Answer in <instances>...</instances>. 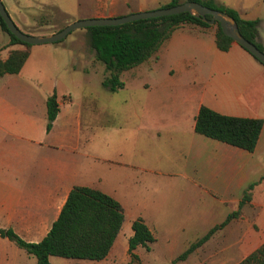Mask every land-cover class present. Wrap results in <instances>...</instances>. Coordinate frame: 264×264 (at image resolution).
Masks as SVG:
<instances>
[{
	"label": "crops",
	"instance_id": "obj_1",
	"mask_svg": "<svg viewBox=\"0 0 264 264\" xmlns=\"http://www.w3.org/2000/svg\"><path fill=\"white\" fill-rule=\"evenodd\" d=\"M171 1L92 0L88 6L82 4L80 10H70L69 20L59 28L51 27L47 34L71 21L119 17L152 10ZM214 1L234 9L243 19H257L256 40L264 52V14ZM213 32L212 26L183 25L175 29L150 57L149 71L154 75L165 58L170 61L164 65L169 76L174 71L190 69L188 64L191 63L198 76H203L202 71L207 70L201 88L181 97H171L173 101L180 98L181 109L162 115L148 110L128 112L141 120L132 127H117L111 144L107 140L104 142V133L97 139L95 157L113 166L111 175L114 181L125 184L123 188H129L127 185L136 179L156 183V194L145 193L143 197L148 205L139 198L146 212L160 213V198L168 194L191 199L192 205L173 207L175 218L163 224L150 217L141 218L153 235L152 242L157 240L158 229L167 250L180 245L185 249L238 209L235 216L214 230L184 259L175 260V264H185L191 257L195 260L193 264H236L264 242V179L259 180L264 173V66L234 42L226 51L218 50ZM82 36L88 45L86 31L75 33L71 44ZM5 45L6 51L0 50L2 59L8 49L21 47L9 45L8 38ZM35 46H30L17 73L0 76V231L11 230L26 242H37L47 233L73 185L95 188L86 182L87 174V177L81 174V157L91 156L80 144L81 110L72 106L68 97L58 98L55 80H41L42 74L36 70L45 64H35V54L50 52V49ZM174 48L185 51L195 48L200 54L203 52L204 59L208 58L209 62L201 64L200 55L201 63L196 64L194 59L199 54L193 52L188 56L183 51L182 55H174ZM91 53L93 55V51ZM90 61L99 63L94 58ZM150 84L145 80L141 87L146 89ZM52 93L56 96L58 109L51 127L46 130L45 100ZM200 105L225 115L260 118L262 126L253 150L247 151L196 133L194 117ZM252 183L255 184L250 199L238 207L243 191ZM95 189L114 198L122 212L123 201L126 202L130 195L135 197L131 192L117 195L111 190ZM248 215L253 216L249 218ZM119 231L120 228L105 257L91 261L106 262L109 256L112 260L115 258L112 248ZM131 233L130 228L125 238V261L129 256L127 239ZM137 247H144L138 245L132 250L139 257ZM22 254L27 253L0 234V264L35 263V259L34 262L21 260ZM51 257H48L50 264Z\"/></svg>",
	"mask_w": 264,
	"mask_h": 264
},
{
	"label": "rangeland",
	"instance_id": "obj_2",
	"mask_svg": "<svg viewBox=\"0 0 264 264\" xmlns=\"http://www.w3.org/2000/svg\"><path fill=\"white\" fill-rule=\"evenodd\" d=\"M7 12L9 18L14 25L24 34L27 35H47L48 30L59 28L64 22L69 20L70 10H80L81 5H89L92 0H0ZM169 0H158L160 3L168 2ZM177 2L181 0H176ZM224 3H229L232 6H237L239 10L264 14V0H220ZM79 5V6H77ZM161 6V5H160ZM79 7V8H78ZM72 22V21H71ZM70 23V22H69ZM68 24V23H67ZM85 28L71 30L64 38L51 42L36 44L35 47L50 49V52L35 54V64L44 63L43 67H38L36 72L42 74L41 80H55L57 86L58 98L66 96L70 99L71 105L76 106L81 110V147L85 148L91 156L82 158L81 174H87L86 182L93 187L100 189L111 190L117 195L131 192L135 195L129 196L124 203L123 220L121 222L120 231L115 241V246L112 252L116 253L112 260L110 256L106 258V262H96L86 259L63 258L58 256L51 257V264H171L172 259L180 253L183 246L169 247L167 250L164 246V240L157 229V240L149 244L148 250L137 247L135 258L127 256L125 261V238L130 231V222L142 216L153 218L159 224L170 221L175 218L173 207L181 205H192L191 199L176 198L173 195L162 196L160 206L162 211L158 214H151L145 211V206L142 205L139 198H143L145 193L155 195L154 188L156 183L143 182L136 179L135 182L123 188L125 185L122 182L114 181L110 170L113 168L111 164L97 159L96 146L98 135L104 133V142L107 140L109 144L113 141L114 131L117 127L125 128L132 127L135 122L141 120L128 114V112L138 110H148L162 115L174 109H181L182 102L179 99H173L172 96H183L190 94L189 92L201 88L203 76H198L195 70L187 69L184 72L174 71L171 76L166 72V64L170 61L165 58L163 64L156 70V74H151L149 71V63L152 59L145 60L137 64L133 68L123 70L119 74V79L122 82V87L114 91L108 90L101 85V80L105 75V69L102 64L92 63L90 60L94 58L86 44L85 37H78L73 44L75 33H83ZM8 38L7 34L0 30V49L4 53L6 51L5 41ZM89 47V48H88ZM174 55L183 54L182 49L174 48ZM199 54L196 64L208 63L209 59L205 58L203 52L197 51L195 48L186 49L184 55ZM91 53V54H90ZM76 58V59H75ZM76 61H75V60ZM186 66V65H185ZM171 78V79H169ZM166 79V80H163ZM168 79V80H167ZM151 82V86L144 89L141 87L142 81ZM159 83V81H161ZM156 82V85L153 83ZM104 127V128H103ZM163 191L168 190L164 187H159ZM124 195V194H123ZM142 200L147 202L145 198ZM150 205V204H149ZM249 218L253 215H248ZM23 253V252H22ZM24 262H34V257L28 254H22ZM179 262V261H178ZM193 257L189 258L185 264H193ZM176 263V262H175ZM174 262L172 264H175Z\"/></svg>",
	"mask_w": 264,
	"mask_h": 264
},
{
	"label": "trees",
	"instance_id": "obj_3",
	"mask_svg": "<svg viewBox=\"0 0 264 264\" xmlns=\"http://www.w3.org/2000/svg\"><path fill=\"white\" fill-rule=\"evenodd\" d=\"M190 1L221 10L230 15L235 20L239 33L260 51H263L262 46L256 40L257 19H243L234 9L216 3L214 0ZM176 3H178L176 0H172L159 7H167ZM209 17V15H205V18L209 19ZM183 25L212 26L215 46L220 51H226L232 42L231 38L221 32L217 22L207 24L200 17H195L187 12L138 19L118 25L85 27L87 43L93 50L94 59L103 64L106 72L101 80V85L111 91L122 87L119 74L152 57L161 43L169 38L175 29ZM0 30L7 34L9 45L18 44L21 46L8 49L6 57L3 59L0 57V76L5 73L15 74L27 58L31 45L20 41L9 33L1 18ZM251 57L253 56L251 55ZM253 59L255 58L253 57ZM57 109L56 96L52 93L45 100L46 130L51 127ZM261 126L260 118L225 115L200 105L194 117L193 129L196 133L206 137L252 151ZM263 179L264 173L259 180ZM254 184L248 185L243 191L238 207L250 199ZM237 213L238 209L229 213L220 223L189 243L173 262L184 259L214 230L223 226ZM122 220V208L110 195L89 186L73 185L69 189L56 219L39 241L26 242L11 230L0 231V234L6 236L27 254L32 255L35 259L34 264H50L49 256L100 260L107 254ZM130 228L132 233L127 239V252L131 258H135L136 255L132 250L138 245L147 250L154 238L140 217L131 221ZM236 264H264V242Z\"/></svg>",
	"mask_w": 264,
	"mask_h": 264
},
{
	"label": "water",
	"instance_id": "obj_4",
	"mask_svg": "<svg viewBox=\"0 0 264 264\" xmlns=\"http://www.w3.org/2000/svg\"><path fill=\"white\" fill-rule=\"evenodd\" d=\"M187 12L195 17H200L207 24L217 22L221 32L231 38L232 42L244 48L250 55L264 65V52L260 51L255 45L246 40L238 31L235 20L227 13L212 9L195 1L184 0L167 7H158L152 10L139 11L119 17H94L88 19H79L66 24L56 32L47 35H27L22 33L11 21L3 4L0 1V18L4 22L7 30L20 41L33 45L42 43H51L64 38L71 30L85 28L88 26H109L118 25L138 19L151 17L167 16ZM209 15V19L205 18Z\"/></svg>",
	"mask_w": 264,
	"mask_h": 264
}]
</instances>
